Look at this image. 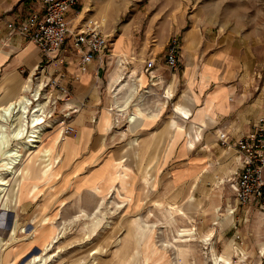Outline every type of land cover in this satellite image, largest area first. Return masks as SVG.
Here are the masks:
<instances>
[{
    "label": "rangeland",
    "instance_id": "374dc122",
    "mask_svg": "<svg viewBox=\"0 0 264 264\" xmlns=\"http://www.w3.org/2000/svg\"><path fill=\"white\" fill-rule=\"evenodd\" d=\"M38 1L0 0V21L7 27V21L37 9ZM88 17L98 20L112 40L109 59L99 64L100 78L89 73L94 100L99 101L89 118L98 131L74 122L89 106L81 102L75 86L67 82L71 90L63 94L43 84L42 137L28 142V111L25 143L12 137L0 151L1 165L8 147L22 145V160L13 172H5L8 183L0 192V264H38L29 260L41 254L47 258L42 264H167L177 258L181 229L193 224L197 237L188 241L183 264H213L211 243L222 253L229 241L245 257L233 253L234 263L264 264L263 215L254 206H238L234 212L228 207L236 206L230 178L239 156L235 139L222 144L218 134L228 130L236 138L231 130L237 129L230 123L219 128L226 118L205 116L223 87L214 73L220 68L233 67L243 75L250 103L264 99V0H80L70 14L72 25ZM173 37L181 46L175 69L165 59ZM120 56L128 58L121 67L132 74L141 94L133 103L148 101L147 118L129 116L135 104L117 115L122 110L111 76ZM58 58H64L60 64L65 70L69 61L64 52ZM38 66L32 74L0 77V106L17 97L29 78L33 87L27 94L34 96L37 81L44 82ZM215 83L218 90L205 95V88ZM198 103L203 104L195 108ZM184 108L189 109L186 116ZM108 111L111 124L105 123ZM11 116L14 121L19 115L15 111ZM202 116V135L193 146L186 144L187 132L194 133ZM67 123L77 130L65 132ZM8 125L10 136L13 126ZM58 135L62 141L57 142ZM87 149L97 157L86 166L78 160ZM217 204L221 207L215 211ZM176 207H184L192 220L171 216ZM208 231L212 239L203 240Z\"/></svg>",
    "mask_w": 264,
    "mask_h": 264
},
{
    "label": "built area",
    "instance_id": "2783aa9c",
    "mask_svg": "<svg viewBox=\"0 0 264 264\" xmlns=\"http://www.w3.org/2000/svg\"><path fill=\"white\" fill-rule=\"evenodd\" d=\"M79 3L80 0H42L40 8L7 21L9 36L19 34L35 41L41 52L40 77H43L45 86L56 88L63 94L71 90L63 80L64 74L60 70L56 74L49 72L50 62L61 52L65 56L76 54L81 71L97 60L104 66L111 55L112 40L98 20L82 18L77 25H72L70 14ZM180 56V41L173 37L165 52L169 67L177 68ZM63 61L61 59L60 63ZM76 130L71 123L65 126L67 133ZM218 138L222 144L228 145L235 139L233 142L239 156L237 170L230 178L236 200L234 211L238 206H254L264 217V116L236 138H232L228 130L221 131Z\"/></svg>",
    "mask_w": 264,
    "mask_h": 264
},
{
    "label": "bare ground",
    "instance_id": "6f19581e",
    "mask_svg": "<svg viewBox=\"0 0 264 264\" xmlns=\"http://www.w3.org/2000/svg\"><path fill=\"white\" fill-rule=\"evenodd\" d=\"M121 56L118 59V64H117L116 68L113 71V76H111L112 77V85H111V87H112L113 95L115 97V102L117 103V106L119 107L118 111L122 110L121 112H117V115H123L124 114V110L127 107H129L131 104L132 105L135 104V107L133 108V111H129V116L132 119L139 118V117L147 118V116H151V115H149L147 113L146 109H144V105L147 106L148 105V101L146 100V101H144V103L141 102V104H140L139 101H135L133 103V101L135 99L137 100L140 97L141 94L137 90V84H136L137 82L135 83V82L131 81L132 74H127L124 71L123 67H121L122 65L124 66L126 64L125 62L128 61V58L127 57L121 58ZM117 57H119V56H117ZM125 70H126V68H125ZM128 72H129V70H128ZM140 78H141V76L139 77V80H140ZM30 80H32V79L29 78L28 81L24 84V86L22 87L21 92L17 95V97H14V98L12 97V98L8 99L7 101H5L0 106V151L2 150V148L5 147V145L7 146V144L9 143V139L12 138V137L17 139V140H20V142L22 144L25 143V141L22 140V139L26 136L27 124H26L25 120H26L28 111L31 112V116H32L30 121H28L30 123L29 125L32 126L31 130L29 129V132L30 131L31 132L28 134V136H29V138L27 139L28 142H30V141L31 142L32 141H38L39 137H42L41 136V131H42V127H43L42 123L46 120L45 117H44V116H46L45 108H44L45 107V101L41 99V97H42L41 96V89L43 88L44 82H42V81L38 82L37 81L36 87H35V91L32 94L34 96L31 97L29 94H27V91H31V89L33 87L32 84L30 83ZM203 81L207 82L208 79H206V77H205L203 79ZM123 91L124 92L126 91L124 93V95L123 94L120 95V93L123 92ZM44 96H46V93L44 94ZM144 96H145V94H144ZM111 99H112V97H111ZM35 100H37V103H35L33 106H31L32 108H30V105H32ZM120 102H122V103H120ZM146 103H147V105H146ZM132 105H131V107H132ZM205 109H208V107H205ZM15 111L18 113L19 116H16L13 119L14 121H12L13 116H11V114L13 112H15ZM127 112H128V110H127ZM181 113L186 116L189 113V109H185V108L181 109ZM112 115L113 114H112L111 111L107 112V114L105 115V123L106 124H111V120H112L111 116ZM9 123H11V125L13 126L12 130L10 132L11 133L10 136H8L7 132H6V129L9 126L8 125ZM205 124H206V118H205V116H203V117L200 118L199 123H197V125H195L194 133L192 134V132H190V131L187 132L186 144L189 143L192 146L194 145L196 136L197 135H202V132H203V129H204L203 125H205ZM59 136H61V135H58L57 142L62 141V137H59ZM20 142L15 144L14 147H8L5 150L6 155L2 157V160H1L2 163L0 165V170H1V172H0V192L4 191V189L6 188L5 185H7V183H8V178L6 177L7 175L5 174V172L12 171L14 168H16L17 163L19 164L20 160H22V158H21L22 157V153L20 152V147L22 145L20 146ZM119 158L122 159L121 157H119ZM18 198H19V196H18ZM216 207H221V206L218 205V204L217 205H213V209L215 211H218L216 209ZM228 207L231 209V211L234 212V209H233L231 204H229ZM169 211H170V209H169ZM172 213L173 214H171V216L172 215L174 216V214H181V217H187L189 220H192V216L188 214V212L185 210L184 207H181V208L176 207L174 210H172ZM85 214H87V212ZM211 232L210 231L206 232L202 236L203 240H206V241L211 240L212 239ZM149 234H150V232H149ZM178 236H179L177 238L178 243L176 244L177 250L175 251L177 253V255H176L177 256V258H176L177 261L176 260L175 261L171 260L167 264H174V263L183 264V261L187 260V257H188L189 251H190V247L188 246V244H189L188 241H190V240H192V239L197 237L196 236V226H195V224H193L189 228H182L181 229V233H179ZM237 246H235L232 242L229 241V242H227V245H226V248L224 249V251L222 253H218L216 251V249H215L214 243H211V257H212L213 264H235L236 262L234 263L233 260H232V254L235 253V252L238 253L237 252L238 251V247ZM44 249H46V248H44ZM167 249L168 248L165 246V250H167ZM240 250H243V249H240ZM243 255L238 253V257H242L243 258L244 257ZM45 258L46 257H43V254H41L39 256L34 255L33 258H30L29 261L31 262L32 260L35 261L37 259L38 260L37 261L38 264H42L43 263V259H45ZM46 259H45V261H47ZM234 260H236V259H234ZM120 262H124V260L121 259ZM240 262L241 261H239L238 263H240Z\"/></svg>",
    "mask_w": 264,
    "mask_h": 264
},
{
    "label": "crops",
    "instance_id": "0c3cea01",
    "mask_svg": "<svg viewBox=\"0 0 264 264\" xmlns=\"http://www.w3.org/2000/svg\"><path fill=\"white\" fill-rule=\"evenodd\" d=\"M41 4L42 1H38V8H40ZM8 18H11V15ZM4 22L5 21L3 20L0 21V77L5 73H17L20 75L28 73L32 74L41 61L40 49L32 39H26L19 34L9 36V29L5 26ZM65 58L69 61L65 70H62L61 68L62 64H60V58L57 60L53 59V61L50 62L51 69L57 71L60 70L64 74L63 80L65 82H69L71 86H75L74 90L76 91L77 96L81 99V102L84 101V105L85 103L89 104V106L86 109L84 108V111L79 115L81 118H77L74 122L81 127L84 125L98 131L96 125L93 127L90 124L91 121L89 117L94 114L91 112L92 106L98 105L99 101L94 100L97 94L95 93L93 87L90 88L91 85L88 81L91 79L89 77V73L95 75L97 78H100L101 74L99 73H102V71H100V62L97 60L90 64L87 70L81 71L79 67V57L76 54H69L65 56ZM187 67L188 66L184 69V76ZM232 68L233 67H228V69L225 70L220 68L214 72L223 87H220L219 91L216 93L217 97L214 99V108L212 106V108L208 110L209 114H205V116H211L212 114L218 119L226 118L227 121L225 124L219 128L225 127L228 123H230V128L232 127L237 129L231 130L232 133L240 135L247 130L249 123L260 121V119L264 116V99L257 102V104L250 103L246 97V90L248 87L245 81L241 79L243 75L240 76V72L233 70ZM213 80L215 82L214 78ZM216 85L217 84L215 83L212 87L205 88V95L209 90H218V86ZM195 87L199 90L198 84H195ZM202 104L203 103L196 104L195 108L201 106ZM235 123L242 124V127L236 128L234 126ZM84 148L85 146L81 148V152L86 150ZM91 152L92 151L87 149L78 161L80 163H86L87 166L89 164V160H91L94 156V153ZM96 157L97 155L94 156V158ZM76 159L77 157H75V160ZM260 219H262L261 216H259L258 220Z\"/></svg>",
    "mask_w": 264,
    "mask_h": 264
}]
</instances>
